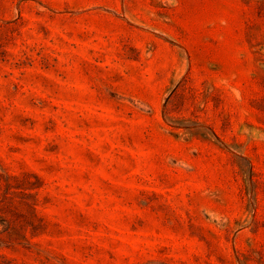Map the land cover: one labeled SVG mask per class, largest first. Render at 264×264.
Returning a JSON list of instances; mask_svg holds the SVG:
<instances>
[{"label": "rangeland", "instance_id": "1", "mask_svg": "<svg viewBox=\"0 0 264 264\" xmlns=\"http://www.w3.org/2000/svg\"><path fill=\"white\" fill-rule=\"evenodd\" d=\"M0 264H264V0H0Z\"/></svg>", "mask_w": 264, "mask_h": 264}]
</instances>
